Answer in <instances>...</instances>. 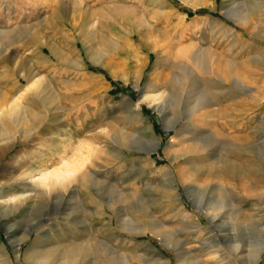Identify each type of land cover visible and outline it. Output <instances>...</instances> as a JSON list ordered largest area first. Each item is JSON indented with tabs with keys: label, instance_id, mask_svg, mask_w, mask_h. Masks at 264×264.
<instances>
[{
	"label": "rangeland",
	"instance_id": "rangeland-1",
	"mask_svg": "<svg viewBox=\"0 0 264 264\" xmlns=\"http://www.w3.org/2000/svg\"><path fill=\"white\" fill-rule=\"evenodd\" d=\"M26 5V53L0 45V264H264V0ZM62 158L71 183L13 201Z\"/></svg>",
	"mask_w": 264,
	"mask_h": 264
},
{
	"label": "bare ground",
	"instance_id": "bare-ground-1",
	"mask_svg": "<svg viewBox=\"0 0 264 264\" xmlns=\"http://www.w3.org/2000/svg\"><path fill=\"white\" fill-rule=\"evenodd\" d=\"M250 23H251V21H250ZM21 31H23V30H21ZM24 31H26V30H24ZM253 35H254V33H253ZM253 39H254V37H253ZM156 98H158V97L157 96L154 97L153 100L156 101ZM81 166H82L81 163L77 162V160L74 162H70V161H67L66 159L62 158L61 166L59 168H54L50 171H47V169H44V170H40V171L36 172L35 174H32V170L28 169V172L20 174L21 176H23V180L26 182L24 184V187L26 188V190L23 192V194L20 197L18 196V198H14V199L12 198V199H13V201H16V200L20 201V200H24V199L26 200L31 196L33 197V195H35V194H39V193L49 194L50 192L55 190L57 187H60V186H61L60 188L66 187V185L69 183V181L71 183L72 179H74L73 176H75V177L77 176L74 174L80 169ZM226 166H228V165H226ZM63 189L65 190V188H63ZM72 256H74V255H72Z\"/></svg>",
	"mask_w": 264,
	"mask_h": 264
},
{
	"label": "crops",
	"instance_id": "crops-1",
	"mask_svg": "<svg viewBox=\"0 0 264 264\" xmlns=\"http://www.w3.org/2000/svg\"><path fill=\"white\" fill-rule=\"evenodd\" d=\"M3 5V4H2ZM5 15H2L1 22L5 25V30L3 33L7 35V33L13 34L12 36L5 37V40L3 38L0 39V45H2L3 49L5 50V53H15L18 56H22L23 53H26V44L23 43H17V44H9V41H19L22 40V38H26V30L25 29V10L27 8L26 0H5ZM24 26V27H23ZM33 33L36 34V32L39 33L41 36V28L39 25V30H36V22H33L31 24ZM20 27V28H19ZM18 30L21 32V34L17 35ZM23 30V31H21ZM15 35V36H14ZM19 36V37H18ZM9 40V41H8ZM41 46L36 47L33 46L32 56L34 59L37 58V61L35 60L34 66L36 67V63L41 61ZM23 57V56H22Z\"/></svg>",
	"mask_w": 264,
	"mask_h": 264
}]
</instances>
